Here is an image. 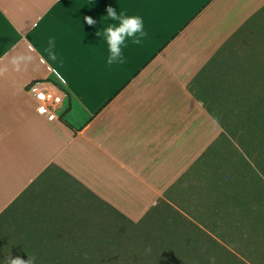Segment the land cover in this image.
<instances>
[{
  "label": "crops",
  "instance_id": "0c3cea01",
  "mask_svg": "<svg viewBox=\"0 0 264 264\" xmlns=\"http://www.w3.org/2000/svg\"><path fill=\"white\" fill-rule=\"evenodd\" d=\"M118 4L144 16L148 35L108 66L96 32ZM263 35L264 0H0V216L85 187L136 223L168 202L228 244L227 230L250 220L257 166L233 134L253 131L264 44L241 46L231 73L217 64ZM33 83L64 102L41 110Z\"/></svg>",
  "mask_w": 264,
  "mask_h": 264
},
{
  "label": "trees",
  "instance_id": "16d2710c",
  "mask_svg": "<svg viewBox=\"0 0 264 264\" xmlns=\"http://www.w3.org/2000/svg\"><path fill=\"white\" fill-rule=\"evenodd\" d=\"M262 89H264L263 86L250 87L252 92L257 93ZM250 101L255 106L250 116L254 125L253 131L241 135L233 134L257 166L254 168L249 165L254 174V176L251 175L253 183L249 194L245 192L249 195L250 220L247 227H243L244 224L241 223L238 227L227 230L228 235L222 239L229 242L228 244L217 239L212 234L214 230L209 232L200 227L182 210L165 202L162 207L147 214L137 223L127 220L132 224L145 227L133 251H136L135 263H132L129 257L122 260L113 255L102 259L81 256L74 248L78 244L63 238L69 237L68 235L72 237V234L85 233L86 225L83 224L85 221L83 217L89 220L93 218H88L79 209L72 208L65 200H59V203L55 204L57 212L68 213V216L72 217L70 219L76 225L74 230H68L69 226H57L52 231L50 227L44 228L43 223L48 220L34 209L29 210V215L26 212L23 213V221L15 219L17 212L14 208L0 216V264H8L10 257L27 260L28 256L35 258L36 264H249L236 253L240 251L238 245L241 246V243L229 239L235 235L234 231L242 230L245 232L240 233L248 241L247 245L245 243L242 245L250 248L254 239L258 245L257 250L260 246L261 254L264 255V249L261 247L264 246V96H254ZM83 188L97 198L85 187ZM245 193H237L236 200L242 207L241 214L246 217L247 195ZM105 205L113 210L108 204ZM88 225L94 226L93 230L97 228L94 223H88ZM77 227L83 230H78ZM254 253L253 250V256Z\"/></svg>",
  "mask_w": 264,
  "mask_h": 264
},
{
  "label": "rangeland",
  "instance_id": "374dc122",
  "mask_svg": "<svg viewBox=\"0 0 264 264\" xmlns=\"http://www.w3.org/2000/svg\"><path fill=\"white\" fill-rule=\"evenodd\" d=\"M247 39L244 41H236L235 44L237 46L234 45L232 48H230L228 52H226L225 58L222 57L220 62H218L217 66L221 65L219 70L220 74L231 73L233 69L230 68V65L236 61L239 62L241 60V56L244 57L248 55L244 52V48L243 50H240L242 48L241 46L245 47V45L248 46L249 44H251L252 46L254 44L255 46H263L264 44V42L262 43V40L264 41V37H255L252 41L250 37L248 41ZM226 64L228 65L225 66ZM234 68H239V66L235 65ZM220 74L216 73L217 79L225 81V76L223 77ZM207 97L208 96H205V98ZM210 103L209 105H211V107L215 110V106ZM72 190L75 192L68 191L69 193L71 192V196H65L63 200L69 203L72 208L79 209L83 212L84 215H86L88 218H93V220H89L83 217L85 220L83 224L86 225L85 233L81 232L79 233V235L72 234V237L68 235L69 237H65L63 239L71 240L72 242L78 244L75 245L74 248L77 250V254L80 253L79 255L81 256H89L93 259H102L104 257L113 255L119 257L122 260H126L129 257L132 259V263H135L134 258L136 251H133L137 247L136 245L138 244L139 236L142 234L145 227L132 224L129 221L121 218L107 205L98 201L90 194H87L86 191L78 187ZM56 191L59 192V190L56 189L55 192H51L56 194ZM62 195L63 193L61 194V196ZM54 197L56 198V196ZM38 200H43V198L40 197V199ZM30 207L31 206H24L23 208L19 209V211H17V214H15L14 216L15 219L23 221V213L26 212L29 215L30 211H28L27 208ZM33 208L35 211H37V213L41 214L43 218L48 220V222L43 223L44 228L50 227L51 231L54 230L57 226H69L68 230H74L76 228L75 223L70 219L72 217H69L68 213H64L66 216L64 214L58 213L56 209L57 207L55 205L46 207L34 206ZM88 223L96 224L97 228L93 230L94 226L92 227V225H88ZM242 226L245 227L246 223H244V225ZM77 229L83 230L79 227H77ZM242 231L245 232V230ZM242 231H234L235 235H233L232 238L228 237L230 240L241 243V246L238 245L240 251L236 252L237 255L242 257L249 264H264V255L261 254L262 252L260 251V246L257 250L258 245L254 242V239L250 248L242 245V243H245L246 245L248 244V241L240 233ZM92 234L96 235L92 236ZM242 247L245 249H243ZM261 247L262 249H264L263 245ZM253 250L255 251L254 256L252 255Z\"/></svg>",
  "mask_w": 264,
  "mask_h": 264
},
{
  "label": "clouds",
  "instance_id": "9594fccd",
  "mask_svg": "<svg viewBox=\"0 0 264 264\" xmlns=\"http://www.w3.org/2000/svg\"><path fill=\"white\" fill-rule=\"evenodd\" d=\"M83 20L88 25H95L96 20L92 16H84ZM100 27L96 36L104 42L107 47L106 64L108 66L121 64L125 61V50L129 44L141 45L148 33L145 27L144 16L140 13L130 15L123 4L117 7L107 6L106 15L103 21L100 20ZM56 40L54 37L48 40V52L53 59L55 53ZM8 264H36L35 258L22 259L20 257L8 260Z\"/></svg>",
  "mask_w": 264,
  "mask_h": 264
},
{
  "label": "built area",
  "instance_id": "2783aa9c",
  "mask_svg": "<svg viewBox=\"0 0 264 264\" xmlns=\"http://www.w3.org/2000/svg\"><path fill=\"white\" fill-rule=\"evenodd\" d=\"M30 91L36 93L37 98L41 101V110L54 112L65 100V93L62 90H49L42 88L40 84L33 83L29 86Z\"/></svg>",
  "mask_w": 264,
  "mask_h": 264
}]
</instances>
